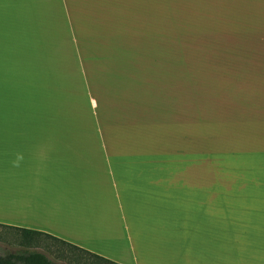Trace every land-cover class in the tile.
<instances>
[{
    "label": "rangeland",
    "instance_id": "1",
    "mask_svg": "<svg viewBox=\"0 0 264 264\" xmlns=\"http://www.w3.org/2000/svg\"><path fill=\"white\" fill-rule=\"evenodd\" d=\"M251 19L238 0H0V88L59 92L39 97L84 108L81 120L98 104L162 156L146 165L250 200L264 188V25ZM19 239L0 227V254ZM40 243L61 264H93Z\"/></svg>",
    "mask_w": 264,
    "mask_h": 264
},
{
    "label": "crops",
    "instance_id": "2",
    "mask_svg": "<svg viewBox=\"0 0 264 264\" xmlns=\"http://www.w3.org/2000/svg\"><path fill=\"white\" fill-rule=\"evenodd\" d=\"M238 15L260 28L264 0H238ZM49 93L0 88V224L119 264H264V188L238 201L190 168L148 166L162 156L141 150L140 132L98 104L81 120Z\"/></svg>",
    "mask_w": 264,
    "mask_h": 264
},
{
    "label": "trees",
    "instance_id": "3",
    "mask_svg": "<svg viewBox=\"0 0 264 264\" xmlns=\"http://www.w3.org/2000/svg\"><path fill=\"white\" fill-rule=\"evenodd\" d=\"M0 227L15 230L20 238L19 245L22 247L13 252L0 254V264H61L51 258L45 251L36 249L41 246L40 242L46 239H50L55 245L64 246L70 250H75L79 254L87 255L93 260V264H119L44 231L6 224H0ZM63 255L62 252L56 253L57 258Z\"/></svg>",
    "mask_w": 264,
    "mask_h": 264
},
{
    "label": "clouds",
    "instance_id": "4",
    "mask_svg": "<svg viewBox=\"0 0 264 264\" xmlns=\"http://www.w3.org/2000/svg\"><path fill=\"white\" fill-rule=\"evenodd\" d=\"M14 164H16L17 162L16 161H13Z\"/></svg>",
    "mask_w": 264,
    "mask_h": 264
}]
</instances>
